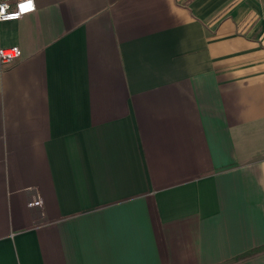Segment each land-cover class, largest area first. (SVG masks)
Segmentation results:
<instances>
[{
	"label": "crops",
	"instance_id": "obj_1",
	"mask_svg": "<svg viewBox=\"0 0 264 264\" xmlns=\"http://www.w3.org/2000/svg\"><path fill=\"white\" fill-rule=\"evenodd\" d=\"M34 1L0 21V264H264L238 258L264 245V0Z\"/></svg>",
	"mask_w": 264,
	"mask_h": 264
},
{
	"label": "built area",
	"instance_id": "obj_2",
	"mask_svg": "<svg viewBox=\"0 0 264 264\" xmlns=\"http://www.w3.org/2000/svg\"><path fill=\"white\" fill-rule=\"evenodd\" d=\"M29 0H0V21L17 20L24 15L36 10V3L31 0V7H28ZM22 56L20 46L14 45L10 47L0 48V61L4 64H10ZM30 206H42L41 198L32 200Z\"/></svg>",
	"mask_w": 264,
	"mask_h": 264
},
{
	"label": "trees",
	"instance_id": "obj_3",
	"mask_svg": "<svg viewBox=\"0 0 264 264\" xmlns=\"http://www.w3.org/2000/svg\"><path fill=\"white\" fill-rule=\"evenodd\" d=\"M264 251V245L262 246H258V247H254V248H251L241 254L238 255V258L239 259H245V258H249V257H252L260 252H263Z\"/></svg>",
	"mask_w": 264,
	"mask_h": 264
},
{
	"label": "snow or ice",
	"instance_id": "obj_4",
	"mask_svg": "<svg viewBox=\"0 0 264 264\" xmlns=\"http://www.w3.org/2000/svg\"><path fill=\"white\" fill-rule=\"evenodd\" d=\"M28 7H31V0H29V5H28Z\"/></svg>",
	"mask_w": 264,
	"mask_h": 264
}]
</instances>
